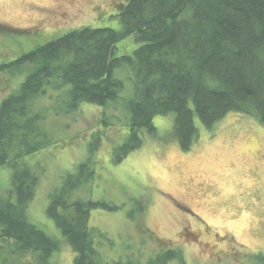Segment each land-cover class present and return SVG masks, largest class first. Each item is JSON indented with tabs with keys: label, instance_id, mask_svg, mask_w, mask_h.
Instances as JSON below:
<instances>
[{
	"label": "trees",
	"instance_id": "1",
	"mask_svg": "<svg viewBox=\"0 0 264 264\" xmlns=\"http://www.w3.org/2000/svg\"><path fill=\"white\" fill-rule=\"evenodd\" d=\"M117 16L120 29L82 26L0 63V73L30 67L0 103V166L11 168V185L0 193V264H55L63 243L74 250V264H186L174 247L146 261L101 254L91 212L119 206L71 195L96 177L94 158L103 130L92 135L88 158L67 171L50 194L46 213L63 239L30 221L27 209L40 175L28 157L53 142L45 130L48 110L67 115L85 102L103 108L121 103L127 132L124 128L120 143L113 145L114 164L143 145L144 133H157L159 115H173V133L183 151L199 137L196 117L209 129L230 112L257 117L264 125V0H126ZM9 29L16 35L32 31ZM130 36L140 44L122 55L118 43ZM124 69L126 78L117 75ZM45 96L55 104L43 110L38 101ZM102 119L104 127L113 124L110 115ZM246 264H264V252Z\"/></svg>",
	"mask_w": 264,
	"mask_h": 264
},
{
	"label": "rangeland",
	"instance_id": "2",
	"mask_svg": "<svg viewBox=\"0 0 264 264\" xmlns=\"http://www.w3.org/2000/svg\"><path fill=\"white\" fill-rule=\"evenodd\" d=\"M125 1L0 0V27L5 30H0V63L82 26L120 29L117 14ZM11 27L32 31L16 35ZM139 44L133 36L121 40L120 54ZM29 70L25 65L0 73V103ZM117 73L122 78L128 75L127 69ZM53 104L49 96L38 101L43 110ZM46 113L45 130L53 142L28 157L40 184L27 214L51 236L63 239L46 213L50 194L67 171L88 158L92 135L103 130L94 158L96 177L71 195L119 206L91 212L90 226L97 231L103 257L146 261L174 247L182 251L186 264H246L254 254L264 252V125L257 117L230 112L210 129L196 117L199 137L189 151H183L173 133V115H159L154 119L157 133H144L143 145L114 164L113 145L120 143L124 128L127 132L121 103L103 108L85 102L71 114L57 115L53 109ZM104 115L112 117L110 127L103 126ZM10 181L11 168L0 166V193H6ZM74 257L72 247L63 243L53 259L55 264H74Z\"/></svg>",
	"mask_w": 264,
	"mask_h": 264
}]
</instances>
